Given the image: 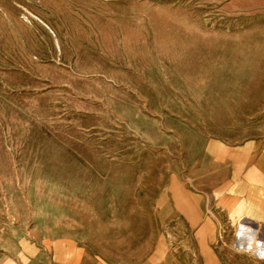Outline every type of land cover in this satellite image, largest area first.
Returning <instances> with one entry per match:
<instances>
[{
  "label": "rangeland",
  "instance_id": "1",
  "mask_svg": "<svg viewBox=\"0 0 264 264\" xmlns=\"http://www.w3.org/2000/svg\"><path fill=\"white\" fill-rule=\"evenodd\" d=\"M262 136L264 0H0V262L179 264L206 144Z\"/></svg>",
  "mask_w": 264,
  "mask_h": 264
},
{
  "label": "crops",
  "instance_id": "2",
  "mask_svg": "<svg viewBox=\"0 0 264 264\" xmlns=\"http://www.w3.org/2000/svg\"><path fill=\"white\" fill-rule=\"evenodd\" d=\"M202 153L198 165L195 164L201 177L196 175L198 169L195 166L192 178L196 191L192 197L196 204L193 207L199 206V213L196 210L188 218L182 215V219L192 229L186 234V239L192 236L196 243L187 244L189 247L179 245V264H187V260L194 257L195 263L201 260L202 264H222L210 247L217 237L214 228L220 218L229 220V213L234 212L241 201L252 218H245L243 221L250 223L255 230L262 228L264 232V136L234 147L211 140ZM203 201L210 216L200 213ZM258 239L263 241L260 234ZM54 249L58 254L54 256V264H116L91 256L83 246H78L74 241L56 244ZM0 264L20 263L8 258ZM142 264H169V261L165 258L157 261L149 259Z\"/></svg>",
  "mask_w": 264,
  "mask_h": 264
},
{
  "label": "clouds",
  "instance_id": "3",
  "mask_svg": "<svg viewBox=\"0 0 264 264\" xmlns=\"http://www.w3.org/2000/svg\"><path fill=\"white\" fill-rule=\"evenodd\" d=\"M245 218L251 217L245 211L244 202L241 201L237 204L236 210L229 213V224L234 230L236 241L243 242L238 245L234 243L230 245V248L237 254H248L258 260H264V241L258 239L259 229L254 230L250 226L242 223ZM255 221L260 223L259 220Z\"/></svg>",
  "mask_w": 264,
  "mask_h": 264
}]
</instances>
